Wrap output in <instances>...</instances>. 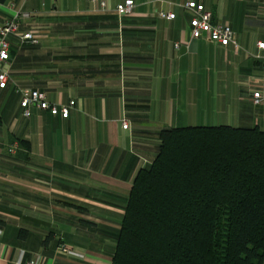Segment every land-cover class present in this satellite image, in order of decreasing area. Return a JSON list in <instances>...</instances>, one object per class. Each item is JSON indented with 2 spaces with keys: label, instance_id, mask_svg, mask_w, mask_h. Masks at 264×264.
<instances>
[{
  "label": "crops",
  "instance_id": "1",
  "mask_svg": "<svg viewBox=\"0 0 264 264\" xmlns=\"http://www.w3.org/2000/svg\"><path fill=\"white\" fill-rule=\"evenodd\" d=\"M124 1L0 0V24L18 16L19 33L45 27L38 43L9 37L0 264H114L130 191L158 155L162 129L264 131V0H196L213 23L231 26L236 44L227 46L191 38L189 0H134L132 12L119 15ZM21 89L75 103L67 118L34 105L26 116ZM62 243L85 257L59 250Z\"/></svg>",
  "mask_w": 264,
  "mask_h": 264
},
{
  "label": "trees",
  "instance_id": "2",
  "mask_svg": "<svg viewBox=\"0 0 264 264\" xmlns=\"http://www.w3.org/2000/svg\"><path fill=\"white\" fill-rule=\"evenodd\" d=\"M130 191L114 264H263L264 131L170 127Z\"/></svg>",
  "mask_w": 264,
  "mask_h": 264
},
{
  "label": "built area",
  "instance_id": "3",
  "mask_svg": "<svg viewBox=\"0 0 264 264\" xmlns=\"http://www.w3.org/2000/svg\"><path fill=\"white\" fill-rule=\"evenodd\" d=\"M96 1V0H92ZM102 7L106 6L105 1H100ZM134 0H125L119 3L116 7L119 15H124L132 12L134 8ZM184 7L192 12V18L190 20L191 26V38L192 39H204L208 42L219 44L222 46L230 45L231 43L236 44L235 34L228 23H213L212 13L209 11L204 3L196 0H189ZM30 16V13H25L23 16ZM158 16L166 19H174L176 14L173 12L159 11ZM19 17L8 19L0 24V87L5 88L9 81L10 74V60H11V47L9 37L14 35L19 38L21 43H38L43 35L42 29L44 26H33L30 30L19 33L20 23ZM176 48L181 47V43H175ZM259 47L264 48V42L259 43ZM23 95L21 104L24 108V114L30 116L29 107L34 105L42 110H49L53 115H61L67 118L70 114V108L74 105V101L69 104H54L51 103L43 92L38 90L21 89ZM255 103L261 104L263 102V94L261 91L254 92ZM122 126L124 129L129 128V121L127 119L122 120ZM2 230L0 229V235ZM59 250L73 255L79 258H84L85 255L75 249L74 247L62 243L59 245ZM17 263H21V255L17 256ZM31 264V263H26Z\"/></svg>",
  "mask_w": 264,
  "mask_h": 264
}]
</instances>
